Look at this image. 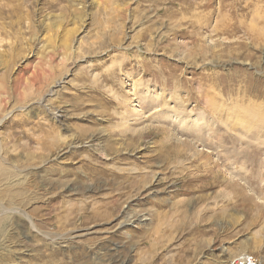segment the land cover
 <instances>
[{
	"label": "rangeland",
	"instance_id": "374dc122",
	"mask_svg": "<svg viewBox=\"0 0 264 264\" xmlns=\"http://www.w3.org/2000/svg\"><path fill=\"white\" fill-rule=\"evenodd\" d=\"M0 15V264H264V0Z\"/></svg>",
	"mask_w": 264,
	"mask_h": 264
},
{
	"label": "bare ground",
	"instance_id": "6f19581e",
	"mask_svg": "<svg viewBox=\"0 0 264 264\" xmlns=\"http://www.w3.org/2000/svg\"><path fill=\"white\" fill-rule=\"evenodd\" d=\"M29 1V0H28ZM15 13H16V11H15ZM18 14V13H17ZM1 16V15H0ZM204 24V23H203ZM225 24H229V23H225ZM208 25V24H207ZM180 26V25H179ZM191 26V25H190ZM198 26V25H197ZM201 26V25H200ZM202 26H204V25H202ZM222 26V25H221ZM223 27V26H222ZM225 28V27H224ZM204 29V28H203ZM223 29V28H222ZM225 29H227V28H225ZM197 30V29H196ZM216 31H217V29H216ZM219 31V30H218ZM225 31V30H224ZM199 32V31H198ZM197 32V33H198ZM222 32H223V30H222ZM187 34V33H186ZM193 34V33H192ZM195 34V33H194ZM219 34V33H218ZM198 35H200V34H197V36ZM202 37H203V35H201ZM188 37V36H187ZM193 37V36H192ZM198 39V38H197ZM197 39H195V40H197ZM204 39V38H203ZM189 43V42H188ZM201 42L200 41H198V42H193L191 45H188V47H185V49H187L190 53H193V52H196V49L197 48H199L200 49V51H202V52H204V50L205 51H208V55H209V51H213V48L215 47V46H217V44L215 45H203V49H202V47H201ZM185 46V45H184ZM184 50V49H183ZM205 53V52H204ZM187 55V54H186ZM193 55V54H192ZM206 56H207V53H206ZM205 56V57H206ZM181 57V56H180ZM204 58V57H203ZM204 88V87H203ZM205 91H206V89H205ZM246 93H247V91H246ZM209 94V93H208ZM208 96V95H207ZM204 97V96H203ZM206 97V96H205ZM204 100V99H203ZM214 101V100H213ZM205 103V102H204ZM209 103V102H208ZM207 103V104H208ZM212 103V102H211ZM213 104V103H212ZM211 104V105H212ZM206 107H208V106H206ZM209 107H211V106H209ZM255 107V106H254ZM213 109H214V107H212ZM244 108V107H243ZM243 108H241V109H243ZM258 108H259V106H258ZM209 109V108H208ZM211 109V108H210ZM247 110H249V111H252V113H253V115H254V118H257V120L258 121H256V122H254V125L258 128L259 126H261V125H264V114L259 110V109H257V108H246ZM238 110V109H237ZM208 111V110H207ZM248 123V122H247ZM253 123V122H252ZM248 125H250V124H248ZM247 125V126H248ZM250 127V126H249ZM252 128V127H251ZM8 171H9V168L7 169V170H5V168H1L0 169V172L3 174V175H1V178L2 177H4V179L3 180H5V179H7V177H8ZM23 182V181H22ZM12 185V186H11ZM18 185V184H17ZM11 187H14V185L13 184H9V185H7V187L4 189V190H0V198H2V197H4L5 196V194H6V192H9L10 191V189H11ZM11 192V191H10ZM8 195H12V194H8ZM7 194H6V197L8 196ZM18 197V195H13V198L14 199H16ZM3 220V219H2ZM1 221V220H0Z\"/></svg>",
	"mask_w": 264,
	"mask_h": 264
},
{
	"label": "built area",
	"instance_id": "2783aa9c",
	"mask_svg": "<svg viewBox=\"0 0 264 264\" xmlns=\"http://www.w3.org/2000/svg\"><path fill=\"white\" fill-rule=\"evenodd\" d=\"M226 264H259V262L254 257L244 254Z\"/></svg>",
	"mask_w": 264,
	"mask_h": 264
}]
</instances>
